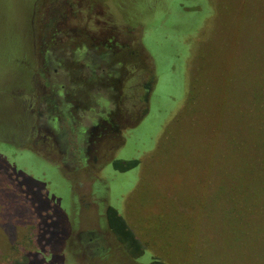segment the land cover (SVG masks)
<instances>
[{"label":"rangeland","instance_id":"374dc122","mask_svg":"<svg viewBox=\"0 0 264 264\" xmlns=\"http://www.w3.org/2000/svg\"><path fill=\"white\" fill-rule=\"evenodd\" d=\"M262 9L264 0H110L112 26L137 51L110 60L122 63V101L59 103L53 116L35 105L31 117L23 103L34 87L45 97L50 78L36 85L41 51L58 50L54 77L78 88L87 75L77 36L99 33L108 8L0 0V264H264ZM92 114L113 119L107 130L123 143L99 140L84 160ZM36 201L51 215L42 256ZM104 209L124 246L109 235L92 256L81 233L108 231Z\"/></svg>","mask_w":264,"mask_h":264},{"label":"flooded vegetation","instance_id":"af4514ba","mask_svg":"<svg viewBox=\"0 0 264 264\" xmlns=\"http://www.w3.org/2000/svg\"><path fill=\"white\" fill-rule=\"evenodd\" d=\"M103 1V5L108 8V14L110 16L109 19L107 18H99L97 19V22L99 26H102V29L97 33L96 35L88 36V35H83L78 34V38H81L80 42H90V47H92L91 50H89L83 43L81 44L79 50H77L79 59H82L84 65H83V71L82 73H85L87 76L82 75L79 77L81 79V84H78V88L74 84H68L66 81V77L59 79V77H54V73H59L58 69H56L55 66V60L61 59L60 55L58 54V50L52 49V47H47L46 50H42L40 55H44L45 53V63L42 61L41 57L39 60L40 66L37 67L36 69V77H37V86H38V81H41L42 79L44 80L45 74H49L50 78H47L44 81V88L46 87V94L45 97L37 96V90L34 89V87L30 95L28 94L27 100L23 103V108L25 109L26 112L29 113V115L32 117V113L34 112L33 106L39 105L43 109L46 108L48 111V115L54 114V111L56 109V106H59L58 104L66 102L65 105L63 106H71V107H78L81 106V104H95L97 100H100L102 103H106L107 101V95L111 94L116 102L122 101V94L120 87L122 88V80L124 78V73L119 69L122 66V63H119L118 69L116 65H113L110 60H112V55H115L118 51H120L122 48L127 47L128 53L130 55H134L135 51L134 49L129 47V44L125 43L122 44L120 37L118 36L119 33L114 29L116 26L114 24V19L111 16V11H110V0H101ZM109 1V2H108ZM102 3V2H101ZM82 5V4H81ZM56 9V8H55ZM78 7H69V10L71 11V14H75V10H78ZM107 13V12H106ZM99 16V13H98ZM53 20V17H52ZM67 20V18H65ZM113 20V21H112ZM112 24L115 26L113 27ZM32 34L35 31L36 28L35 25L31 28ZM36 36V34H35ZM56 36H61L57 35ZM51 39H53L54 35H51ZM44 38V37H43ZM36 39V38H35ZM142 47L144 45L142 44ZM35 48H36V43H35ZM103 48V49H102ZM145 48V47H144ZM119 53V52H118ZM42 55V56H43ZM38 58V57H37ZM63 58V57H62ZM60 61V60H59ZM51 67L52 69H47ZM120 71V72H119ZM61 72V71H60ZM81 74V73H80ZM79 76V75H78ZM56 79V81H55ZM148 82H146V91L147 95L149 96V90L150 88L148 87ZM49 86H51L49 88ZM66 86H68L66 88ZM82 88V90L80 89ZM82 93H77V90H79ZM102 89L103 91H100ZM64 94L67 97H63ZM82 94V95H81ZM101 96H104L101 98ZM148 96L146 97V100L148 101ZM79 109V108H77ZM45 110V109H44ZM148 110V109H147ZM147 111L145 110L143 112V115ZM41 116L42 114L39 113ZM93 115V116H92ZM89 119H91V122H88L86 126L84 127V131H81V136H80V142L85 141V147L82 148L80 147L79 150L82 151L81 154H83V149L85 151V159H89V155L93 152L94 150V144L98 142L99 140H109L113 138H118L117 146L116 148L123 143L122 142V136L120 135V132L116 129H112V132L114 133L111 134V131H108V123L112 121L113 119L108 118V117H103L100 114H92ZM112 115L116 119L122 118V115H120L118 110H113ZM107 124V125H106ZM90 126V127H89ZM90 128V132H86L85 130ZM87 134V135H86ZM120 141V143H119ZM69 149V146H67ZM69 152V150H68ZM109 159V158H108ZM107 159V160H108ZM107 160L105 162H107ZM104 165V163L102 164ZM103 168V166H100L98 171H100ZM99 181H101L100 178H98ZM104 192L107 193L109 191V187L104 184L103 186ZM92 192V191H91ZM91 194V193H90ZM108 194V193H107ZM102 199H107V197H102L98 199V201ZM101 202V201H100ZM108 207V206H106ZM107 210V209H106ZM108 212L105 211L103 213V217L105 218L106 221V226L108 231L105 233H97L94 230H89L86 232L81 233L84 237L82 238V245L85 248V250L90 254V255H101L102 253L105 252V250L109 249V241L108 237L111 235L113 238V242H115L120 248H123V244L121 241H119L115 235V233L111 230L110 225H109V216ZM117 216V215H116Z\"/></svg>","mask_w":264,"mask_h":264},{"label":"trees","instance_id":"16d2710c","mask_svg":"<svg viewBox=\"0 0 264 264\" xmlns=\"http://www.w3.org/2000/svg\"><path fill=\"white\" fill-rule=\"evenodd\" d=\"M263 12H264V10L262 9L261 10V13L263 14ZM142 35V34H141ZM140 35V36H141ZM140 40H141V38H140ZM142 42V41H141ZM188 91V90H187ZM190 91H191V89H190ZM189 91V92H190ZM261 126L263 127V132H264V121L262 122V124H261ZM137 163V161H134V163ZM8 171V170H7ZM8 177H11L12 178V180H13V183H14V185H16V183H17V181H16V179H17V177L14 175V174H12L10 171H8ZM13 183H12V185H13ZM28 198V197H27ZM30 207H31V210L33 209L34 210V230H33V233H34V235L35 236H33L34 237V239H36L35 237L37 236V234H39L40 233V235H42L43 236V238H42V248H39V250H37L36 252H35V254L36 255H38V256H42L43 254H45L46 253V244L44 243V239H45V236L47 235V232H48V228H49V225H50V223H49V221H50V218H51V215L50 214H48L49 213V206H47V207H45V208H41V206H40V204L38 205V203H37V201L35 202V203H32V204H30ZM51 207H53V206H51ZM37 211H36V210ZM53 209V208H52ZM117 217H119L120 218V216H117ZM61 229H64L65 230V232H66V234H67V231H68V229H67V226H65V225H62V228ZM55 232H58L57 230L55 231ZM115 233V232H114ZM66 237V236H65ZM65 237L63 238L64 240H65ZM116 237L118 238V236L116 235ZM118 240H119V238H118ZM136 241V240H135ZM136 244H137V242H135ZM35 244H36V241H35ZM37 244H38V241H37ZM37 244H36V247H37ZM123 244V243H122ZM124 246V245H123ZM137 246H139L138 244H137ZM9 264H21V262L20 261H15V262H11V263H9Z\"/></svg>","mask_w":264,"mask_h":264}]
</instances>
